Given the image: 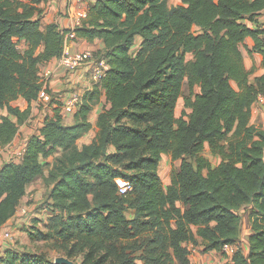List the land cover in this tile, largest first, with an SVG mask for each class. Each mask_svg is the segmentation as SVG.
I'll return each mask as SVG.
<instances>
[{"label":"trees","instance_id":"1","mask_svg":"<svg viewBox=\"0 0 264 264\" xmlns=\"http://www.w3.org/2000/svg\"><path fill=\"white\" fill-rule=\"evenodd\" d=\"M37 3L0 0V108L8 112L0 116V151L44 89L41 65L60 58L71 39L72 30L56 23L42 28ZM263 10L264 0L90 3L73 32L90 43L103 40L94 55L109 68L81 97L72 125L55 108L22 156L1 167L0 228L48 168L50 216L36 236L76 264H193L189 244L223 252L240 243L245 206L249 254L238 245L225 264H264V125L252 122L264 73L251 81L241 51L252 37L264 68ZM103 95L98 133L79 147ZM19 98L29 107L15 106ZM206 144L220 158L217 166L204 155ZM164 154L181 162L167 189L160 175ZM119 180L129 181L132 191L120 194ZM55 259L13 247L0 264H65Z\"/></svg>","mask_w":264,"mask_h":264},{"label":"crops","instance_id":"2","mask_svg":"<svg viewBox=\"0 0 264 264\" xmlns=\"http://www.w3.org/2000/svg\"><path fill=\"white\" fill-rule=\"evenodd\" d=\"M30 2L32 0H25ZM94 3L95 0L89 1ZM88 2V3H89ZM87 3L79 0H39L36 4L42 20V28L51 23H56L61 29L72 30L75 28L74 14L77 11H82L86 14ZM259 23L264 24V10L259 17ZM251 27H255L252 22H249ZM140 41H137V46ZM20 47L26 48L25 40H21ZM104 41L97 39L94 43H90L83 38H71L66 45L64 53L78 54L80 52L90 50L95 53L104 49ZM254 40L252 37L246 38L241 45V51L244 56V62L247 70L250 71V80L254 81L258 76L264 73L262 66L263 55L260 52L254 51ZM40 76L44 82V88L48 90L50 95L49 101L34 100L31 103V115L28 120L20 126L19 132L15 139L0 151V169L1 167L11 159L18 160L25 151L29 138L35 133L39 132V129L43 127L45 118L48 115L53 114L54 109L59 107L63 116L64 123L72 125L76 121L77 107H69L67 101L75 95L83 96L87 91L93 88L94 81L92 78V70L90 66L82 65L75 70H67L60 63V58H54L53 60L43 63L40 69ZM15 106H19L21 110H25L29 107V103L24 98H19L13 103ZM107 105L106 97L103 95L101 101L95 105L94 109L89 115V121L92 124V129L78 140L79 147L90 143L98 133V116ZM8 112L0 108V115H7ZM15 119L14 117H12ZM252 122L260 125L264 123V107L261 104L255 103L252 108ZM208 145L206 144L205 150ZM209 154L210 148L208 149ZM206 156V157H210ZM218 159L219 157H211ZM46 161L53 162V157H50ZM170 161L172 165L169 169L170 173L167 174L165 169L162 170L163 163ZM180 161H173L172 157L168 154L163 155V159L160 165V175L167 189L172 183V172L180 168ZM174 164V165H173ZM48 175V168L45 169L44 175L39 176L33 183L27 188V193L23 199L21 206L17 213L0 228V256L4 254L9 248H16L17 250H23L20 245L24 242V238L27 233V229L32 220L37 217L45 220L49 218V212L46 209V202H50L47 196L48 187L45 184V176ZM44 203V207L36 209L37 205ZM41 204V205H42ZM249 206H245L242 209L243 212V227L240 237V245L246 255L250 251V234L252 232L251 224L249 220ZM133 216L132 213L129 214ZM38 224H41L38 222ZM44 228V225H43ZM4 232H10L12 238L6 239L3 236ZM238 245H229L223 252L218 251H204V245L189 244L190 260L193 264H225L233 260L235 251L238 249Z\"/></svg>","mask_w":264,"mask_h":264},{"label":"built area","instance_id":"3","mask_svg":"<svg viewBox=\"0 0 264 264\" xmlns=\"http://www.w3.org/2000/svg\"><path fill=\"white\" fill-rule=\"evenodd\" d=\"M79 1L87 3L86 9H88L90 5L89 1H93V0H79ZM84 16L85 13L82 11H77L74 14L75 28L82 24ZM74 29H72V32L69 34L70 38L75 37V33L73 32ZM60 63L63 65V67H65L67 70L70 71L75 70L82 65H86L88 67L90 66L92 70V78L95 83L99 82L104 77L105 72L109 68L105 60H99V59L95 60L94 52L90 50H86L78 54L63 53V55L60 57ZM38 100L44 102L50 100V95L47 93L46 88H44L41 91ZM80 102H81V96L75 95L67 101V105L69 107H78ZM256 103L261 104L264 107V96H259V99ZM119 183H120V190H119L120 194H127L128 192L132 191L133 186L129 181L119 180ZM3 236L8 240L12 238L10 232H4Z\"/></svg>","mask_w":264,"mask_h":264},{"label":"rangeland","instance_id":"4","mask_svg":"<svg viewBox=\"0 0 264 264\" xmlns=\"http://www.w3.org/2000/svg\"><path fill=\"white\" fill-rule=\"evenodd\" d=\"M168 2H169L170 6H177V5L181 4V0H168ZM22 49H23V47H22ZM97 59L98 58L95 57V60H97ZM184 93L189 94V87H188L187 82L185 83V86H184ZM183 111H184V103H183V99H181V101L179 102V104L177 106V112H176L177 116L180 117L181 114L183 113ZM260 125H263V123H261ZM207 147H209V146H207ZM208 149L209 148H206V150L204 152L205 156H207V155L210 156ZM0 158H2V155H0ZM212 163L214 166H217L220 163V158H218V159L212 158ZM171 166L172 165L170 164V161H168L167 163H163L162 170L165 169L166 173L169 174L170 173L169 169ZM41 204L37 205L36 209L42 208V210H44L43 209L44 203L42 205ZM48 219H47V221H48ZM38 222H40L41 224H38ZM44 224H45V220H43L39 217H37V219L32 220L30 225H29V228L26 230L27 233H26V236L24 238V242L20 245V247L23 250H28V251H33V252H46V253H48V255L51 258L59 257L61 255H59L58 251L56 250V244L54 242H51V241L46 242V241L37 239V236H36V235H38L37 230L39 228L43 229ZM37 227H39V228H37ZM30 232L35 233V234H33L34 235L33 237L31 236Z\"/></svg>","mask_w":264,"mask_h":264},{"label":"water","instance_id":"5","mask_svg":"<svg viewBox=\"0 0 264 264\" xmlns=\"http://www.w3.org/2000/svg\"><path fill=\"white\" fill-rule=\"evenodd\" d=\"M55 262L65 263V264H76L75 262L71 261L69 258H67L65 256L56 257Z\"/></svg>","mask_w":264,"mask_h":264}]
</instances>
